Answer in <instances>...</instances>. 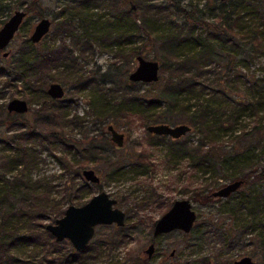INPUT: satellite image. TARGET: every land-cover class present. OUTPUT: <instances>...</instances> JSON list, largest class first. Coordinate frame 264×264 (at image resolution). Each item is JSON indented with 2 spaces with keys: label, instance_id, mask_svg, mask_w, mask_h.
Listing matches in <instances>:
<instances>
[{
  "label": "trees",
  "instance_id": "16d2710c",
  "mask_svg": "<svg viewBox=\"0 0 264 264\" xmlns=\"http://www.w3.org/2000/svg\"><path fill=\"white\" fill-rule=\"evenodd\" d=\"M70 1L72 2L67 5L69 13L64 14L62 8L58 19L53 22L58 31L71 36V46L61 42L59 46L51 48L48 44L40 45L41 40L32 42L27 38L14 58L12 71L28 90L30 104L38 99L40 102L33 112V117L37 120L0 121V124L9 125L6 131L9 129L12 131L3 135L8 145V153L0 155V264H70L77 260L83 261V252L88 245L76 250L68 239L56 240L37 220L39 215L49 210L54 211V216L61 214L62 202L70 203L73 196L81 195L83 185L76 186L73 179L70 184L63 183V198L54 200L50 196L54 184H47L48 180H45L44 176L31 178L28 176V170L37 167L43 149L56 157L65 172L72 170L71 178L79 175L89 161H100L105 157L100 154L101 149L92 144V139L87 140L86 146H79V141L72 136L75 134L72 129L80 131L81 127L85 126L84 116L77 112L67 116L65 103H56L57 98L47 94L44 86L47 79L43 73L47 68L55 67L56 60H63L61 67L71 77L69 79L75 81L74 88L81 90L86 87L87 81L92 80L99 88H103L101 78L92 76L87 80L82 79L80 68L76 65V56L72 51L77 48L79 56H85L84 53L93 50L95 44L107 48L110 45L119 46L123 40L128 46L124 45V50L116 48L115 54L124 55V59L128 56L135 59L137 54L146 56L150 47L156 45L159 47L161 53L159 72L162 74L159 78L163 77L165 80L160 96H167L169 103L165 109L155 110L159 106V97L146 98L128 90L129 95L124 98L122 106L113 107L111 112L128 116L137 114L144 120L154 122L182 118L192 125H198L203 134L197 143L189 146L185 140L173 138L184 150L188 149L193 164L207 167L209 169L207 171L215 175L214 178L213 175L209 177V181L200 188L208 190L205 197L212 198L210 191L216 188L218 181L215 168H224L225 160L232 168L230 174L233 178L245 179L237 190L225 197L228 204L226 208L228 224L216 225L214 232L219 235V239L228 240L230 243L236 234L241 233L244 236L246 233L254 232L264 247V199L262 196L252 195L248 190L249 186H246L264 182V165L260 168L255 165L258 155L255 153L256 145L249 147L248 150L234 148V152L225 160L213 150L216 142L215 136L213 137L214 128L221 127L224 121L230 122L232 118L235 121L234 116L240 108L249 109L254 116L258 115L259 111L264 112V77L247 81L249 91L230 105V111L225 112L222 120H217L218 109L212 107L214 105L212 103H217L219 107H227L228 104L224 103L222 98L215 100L204 98V85L199 80L207 73L209 69L207 65L217 54L224 51L229 57L231 52L225 42L235 39L237 34L242 37L240 43H248L251 53L258 51L264 55V46L260 40L264 26V0H213L216 4L206 5L207 13L203 7L198 6L201 0ZM164 1L176 11L181 17L180 20L170 15L163 4ZM206 1L204 0L202 4H206ZM18 5V1L0 0V8L11 9ZM30 5L26 6V12ZM99 5L107 6L113 15L102 24L97 23L98 20L91 11V7ZM244 17L254 22L247 30L241 23ZM3 60L1 57L0 75L8 73L4 70ZM138 82L140 81L130 80L128 74L124 77L126 86L127 83L132 85ZM150 84L155 85L157 81H150ZM183 92L193 93L197 98H202L197 104L198 108L189 110L191 106L179 102V96ZM1 107L4 109L3 105ZM108 109L109 107L100 109L97 116L103 119ZM173 111L175 116H170ZM13 114L20 115L16 112ZM237 135L239 138L242 133L239 132ZM56 151H60L61 154H57ZM67 154L71 156L67 157ZM142 156L143 153H139L134 165L140 169H147L148 165L142 161ZM111 163L116 164L112 173L118 172V160ZM243 188L248 191L243 192ZM196 223L197 214L192 229ZM26 250L31 253L25 254ZM210 257L201 256L197 263L207 264L218 256L214 254Z\"/></svg>",
  "mask_w": 264,
  "mask_h": 264
},
{
  "label": "rangeland",
  "instance_id": "374dc122",
  "mask_svg": "<svg viewBox=\"0 0 264 264\" xmlns=\"http://www.w3.org/2000/svg\"><path fill=\"white\" fill-rule=\"evenodd\" d=\"M12 1L19 2L15 8L25 9L30 3L31 5L19 29L5 47L9 52L8 55L3 56L0 50V59L4 58V70L8 72L0 75V121L26 120L32 122L37 120L33 117V112L40 99L30 104L28 90L23 87V82L12 71L14 58L24 40L29 38L34 24L42 16L49 17L52 23L49 31L42 37L40 45L48 44L52 48L65 42L71 46V36L58 31L53 21L58 19L62 8H64V14L69 13L67 5L72 1L35 0L34 3H32L33 0ZM203 2L204 0H201L198 6L203 7L206 13V5L216 4L213 0H207L206 4H202ZM167 3L163 2L170 15L180 20L181 17ZM15 8H0V26ZM91 11L98 20L97 23H105L108 18L113 17L111 9L105 5L91 7ZM241 23L247 30L254 22L244 17ZM262 28L260 40L264 46V26ZM241 39L242 37L237 34L235 39L226 41L225 45L231 52L229 57L221 51L207 65L209 68L207 73L199 78L204 85V98L210 100L222 98L224 103L228 104L227 107H219L217 103H212L214 104L212 107L218 109L217 120H222L225 112L230 111V105L249 91L248 80L264 77V55L258 51L251 53L248 43H240ZM233 42L235 44H232ZM124 45H127L124 40L119 46L110 47V45L107 48L95 44L93 50L84 53L85 56H79L77 48L72 51V54L76 56V65L80 68L82 79L87 80L92 76L101 78L103 88H99L93 80L92 82L87 81L86 87L81 90L74 88L75 81L70 80L71 77L61 67L63 60H56L55 67L47 68L43 73L47 79L44 84L45 89L51 81H59L63 84L65 93L61 98H57L56 103H65L67 116L74 112L84 116L85 126L83 125L80 131L76 128L72 129L75 132L72 136L79 141V146H86L87 140L92 139V144L101 149L100 154L105 159L91 160L85 164V167L93 168L100 177L99 182H92L86 180L81 173L71 178L72 170L65 172L56 157L43 149L40 153V162L37 167L28 170V176L31 178L44 176L45 180H48L47 184H54L50 190V196L54 200L63 198V183L70 184L73 179L76 186L83 185L81 195H72L73 201L70 203L74 204H81L78 201H85L97 191L105 190L116 199L115 205L125 212L122 225H117L115 222L97 224L87 244L88 247L83 252V261L77 260L70 264H186L187 262L188 264H199L197 260L201 256L211 258L210 256L214 254L218 256L212 260L215 264H231L234 259L245 254L254 259V264H264V247L254 232L246 233L244 236L241 233L236 234L232 243L228 240L223 241L222 238L219 239V235L214 232L216 225L228 222L229 218L226 217L228 204L225 197H205L208 190L200 189L213 175L207 171L209 170L207 167L193 164L188 149L184 150L180 143L174 142L172 136L149 132L146 125L154 121L144 120L137 114L128 116L115 111V113L111 112L113 107L122 106L124 98L129 95L128 90L146 98L159 97V106L155 110L165 109L169 103L167 96H160L165 82L163 77L156 80L155 85L144 81L125 85L124 77H127L129 71L136 66L137 61L131 56L124 59V55L115 54L116 48L124 50ZM160 55V49L156 45L150 47L145 57L156 59L160 64ZM102 73L105 74L102 75ZM159 75L162 74L159 72ZM12 97L26 99L28 110L20 115H14V112L8 111L6 104ZM200 99L202 98H197L193 93L183 92L179 96V102L191 106L189 110L198 108L197 104ZM104 107H109V109L101 119L97 115ZM7 112L12 114L8 115ZM174 114L175 111L170 116H175ZM234 117L235 121L232 118L230 122L224 121L221 127L214 128L213 137L215 136L216 142L213 150L225 160L230 153L234 152V148L235 150H248L249 147L256 145L255 153L258 155L255 165L258 168L262 167L264 165V149L261 150L264 147V112L259 111L258 115L254 116L249 109L241 110L240 108ZM164 122L188 123L182 118L169 119ZM109 123L124 133L122 145L119 146L111 140L110 132L107 130ZM188 124L190 129L178 139L179 141L185 140L187 145L191 146L199 141L203 132L198 125ZM8 126L6 123L0 124V155L8 153V145L3 136L12 133L10 129L6 131ZM4 131H6L5 134ZM239 132L242 135L238 138ZM56 153L61 154L60 151ZM139 153H143L142 161L148 165L147 169H140L134 165ZM69 156L71 155L67 154V157ZM113 160L119 162L118 172L115 173H112L116 166L111 163ZM225 162L227 160L223 162L224 168H215V174L217 173L218 176L217 186L233 179L230 174L232 168ZM214 177L215 175L212 178ZM246 186H249L248 190L252 195L262 196L264 199V182L251 183ZM248 190L243 188V192ZM184 197L191 200L192 207L196 211V226L188 232L175 229L154 237L152 228L156 218L167 209L173 200ZM70 203L62 202L60 209L64 211ZM53 212L49 210L39 215L38 222L44 226L45 223L53 222L56 217L63 214L62 212L54 216ZM150 241H153L155 246L152 255L148 257L144 249ZM29 253L31 252L26 250L25 254Z\"/></svg>",
  "mask_w": 264,
  "mask_h": 264
},
{
  "label": "water",
  "instance_id": "95a60500",
  "mask_svg": "<svg viewBox=\"0 0 264 264\" xmlns=\"http://www.w3.org/2000/svg\"><path fill=\"white\" fill-rule=\"evenodd\" d=\"M26 13L25 9L16 8L0 26V49H4L2 55L6 56L8 54V50L5 47L19 29ZM51 22V19L47 16L40 17L34 24L29 34V39L32 42L40 41L49 31ZM136 61V66L128 73L130 80L150 82L159 78L160 64L158 60L137 54ZM46 92L50 97L61 98L65 93V88L61 82L51 81L46 87ZM6 108L8 111L22 113L28 110V101L24 98L12 97L7 101ZM146 129L152 133L179 137L190 129V125L185 122L176 124L153 122L148 123ZM107 130L110 132V138L113 142L119 146L123 144L125 136L122 131L116 129L111 123L107 125ZM81 174L88 181H100L99 175L91 167L82 168ZM244 181L243 177L233 178L216 188H212L210 194L215 197H226L237 190ZM115 203L116 199L110 196L107 191L99 190L81 204H68L62 215L56 217L53 222L45 223L44 227L56 240L66 238L76 250H81L87 246L92 238L97 224L112 222L117 225L124 224L125 212L116 206ZM195 219L196 211L192 207L191 200L187 197L176 198L154 221L153 235L173 229H182L187 232L193 227ZM153 249L154 244L151 242L146 248L148 255L152 253ZM254 263V259L248 254L232 261V264ZM207 264L215 263L209 261Z\"/></svg>",
  "mask_w": 264,
  "mask_h": 264
},
{
  "label": "flooded vegetation",
  "instance_id": "af4514ba",
  "mask_svg": "<svg viewBox=\"0 0 264 264\" xmlns=\"http://www.w3.org/2000/svg\"><path fill=\"white\" fill-rule=\"evenodd\" d=\"M51 23H52V22H51ZM0 50H2V52H3L4 49H0ZM8 53H9V52H8ZM7 55H8V54H7ZM3 56H4V55H3ZM28 107H29V106H28ZM11 112H13V111H11ZM25 112H26V111H25ZM16 113H19V112H16ZM22 113H24V112H22ZM163 212H164V211H163ZM153 224H154V223H153ZM152 229H153V228H152ZM173 230H175V229H173ZM178 230L183 231L182 229H178ZM170 231H171V230H170ZM189 231H190V230H189ZM168 232H169V231H168ZM183 232H186V231H183ZM187 232H188V231H187ZM162 233H166V232H162ZM162 233H159V234H157V235H160V234H162ZM152 235H153V230H152ZM157 235H153V236L155 237V236H157ZM151 242H153V241H150V242L148 243V245H149ZM153 244H154V242H153ZM148 245H147V246H148ZM154 246H155V245H154ZM146 248H147V247H146ZM146 248L144 249L145 252H146ZM153 251H154V249H153ZM153 251H152V252H153ZM146 253H147V252H146ZM172 253H173V251L171 252V254H172ZM151 255H152V253H151L150 255H148V253H147V256H148V257H150ZM231 264H232V262H231Z\"/></svg>",
  "mask_w": 264,
  "mask_h": 264
}]
</instances>
